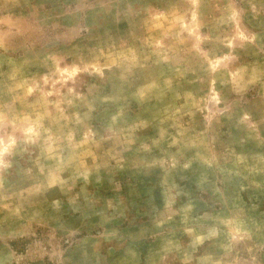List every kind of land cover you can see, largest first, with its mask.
<instances>
[{
  "label": "rangeland",
  "instance_id": "374dc122",
  "mask_svg": "<svg viewBox=\"0 0 264 264\" xmlns=\"http://www.w3.org/2000/svg\"><path fill=\"white\" fill-rule=\"evenodd\" d=\"M0 264H264V0H0Z\"/></svg>",
  "mask_w": 264,
  "mask_h": 264
}]
</instances>
